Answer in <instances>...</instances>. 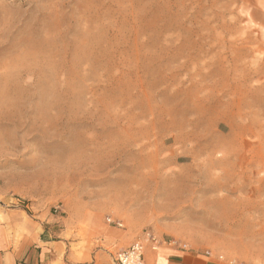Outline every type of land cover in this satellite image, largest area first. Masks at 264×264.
Wrapping results in <instances>:
<instances>
[{
	"label": "rangeland",
	"instance_id": "374dc122",
	"mask_svg": "<svg viewBox=\"0 0 264 264\" xmlns=\"http://www.w3.org/2000/svg\"><path fill=\"white\" fill-rule=\"evenodd\" d=\"M111 197L264 264V0H0V210Z\"/></svg>",
	"mask_w": 264,
	"mask_h": 264
},
{
	"label": "crops",
	"instance_id": "0c3cea01",
	"mask_svg": "<svg viewBox=\"0 0 264 264\" xmlns=\"http://www.w3.org/2000/svg\"><path fill=\"white\" fill-rule=\"evenodd\" d=\"M82 205L80 215L68 208L64 216L29 213L28 208L0 210V264H116L114 255L141 237V223L131 218L126 224L119 221L121 228L107 224L105 209L123 207L116 198ZM178 232L174 225L163 223L153 230L166 240ZM223 256L226 260L219 261L207 258L204 251L184 250L181 244H162L157 251L146 249L144 263L228 264L231 257Z\"/></svg>",
	"mask_w": 264,
	"mask_h": 264
},
{
	"label": "built area",
	"instance_id": "2783aa9c",
	"mask_svg": "<svg viewBox=\"0 0 264 264\" xmlns=\"http://www.w3.org/2000/svg\"><path fill=\"white\" fill-rule=\"evenodd\" d=\"M109 224L113 222L108 220ZM118 227H122L120 223H116ZM162 244L176 245L179 244L173 240L161 239L151 231H143L141 237L128 249L119 251L114 255L116 264H145L144 257L147 248L157 251ZM184 250H189L186 245H182ZM204 255L210 259L225 261V257L221 254H216L210 250L204 251ZM228 264H237L235 261H228Z\"/></svg>",
	"mask_w": 264,
	"mask_h": 264
}]
</instances>
